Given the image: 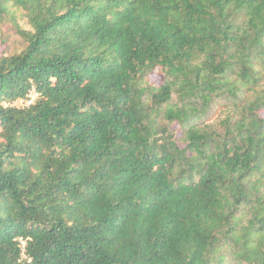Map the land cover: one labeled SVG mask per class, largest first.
<instances>
[{
    "label": "trees",
    "instance_id": "trees-1",
    "mask_svg": "<svg viewBox=\"0 0 264 264\" xmlns=\"http://www.w3.org/2000/svg\"><path fill=\"white\" fill-rule=\"evenodd\" d=\"M11 38L0 264H264V0H0Z\"/></svg>",
    "mask_w": 264,
    "mask_h": 264
},
{
    "label": "rangeland",
    "instance_id": "rangeland-1",
    "mask_svg": "<svg viewBox=\"0 0 264 264\" xmlns=\"http://www.w3.org/2000/svg\"><path fill=\"white\" fill-rule=\"evenodd\" d=\"M20 17H21V14H20ZM20 24L23 27L28 28L26 19L20 18ZM18 49H19V45L16 42V38H11L7 45H4L3 41L0 39V56L5 54L6 51L16 52V50H18ZM161 80H162V74L158 73V72L149 77V82L151 84H158L161 82ZM221 110H222V106H220V105L215 106L212 109L211 119L214 120V119L218 118L220 116ZM262 117L264 118V112L262 114Z\"/></svg>",
    "mask_w": 264,
    "mask_h": 264
},
{
    "label": "built area",
    "instance_id": "built-area-1",
    "mask_svg": "<svg viewBox=\"0 0 264 264\" xmlns=\"http://www.w3.org/2000/svg\"><path fill=\"white\" fill-rule=\"evenodd\" d=\"M37 98V95L35 94V92H32L30 95V100L28 102H24V101H17V102H12V103H6L5 107H26V106H30L31 104L34 103L35 99ZM20 248L22 250V255L25 258V248H26V242L24 240H20Z\"/></svg>",
    "mask_w": 264,
    "mask_h": 264
}]
</instances>
